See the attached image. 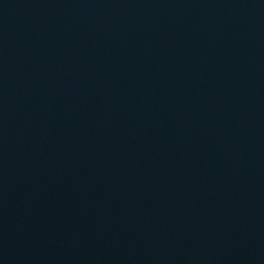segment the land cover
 Masks as SVG:
<instances>
[{
    "label": "water",
    "instance_id": "obj_1",
    "mask_svg": "<svg viewBox=\"0 0 264 264\" xmlns=\"http://www.w3.org/2000/svg\"><path fill=\"white\" fill-rule=\"evenodd\" d=\"M0 264H264V0H0Z\"/></svg>",
    "mask_w": 264,
    "mask_h": 264
}]
</instances>
